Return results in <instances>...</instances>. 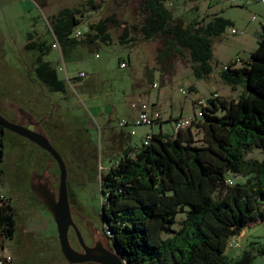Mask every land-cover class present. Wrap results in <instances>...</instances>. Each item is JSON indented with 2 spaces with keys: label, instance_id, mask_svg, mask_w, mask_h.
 Here are the masks:
<instances>
[{
  "label": "rangeland",
  "instance_id": "obj_1",
  "mask_svg": "<svg viewBox=\"0 0 264 264\" xmlns=\"http://www.w3.org/2000/svg\"><path fill=\"white\" fill-rule=\"evenodd\" d=\"M140 2L103 0L99 8L87 10L79 27L89 31L90 23L107 16L110 39L107 43L101 39L81 43L65 54L60 47L52 48L45 58L58 67L67 88L50 91L33 69L35 53L25 47L28 35L32 32L50 42L53 13L64 6H90L86 0H0V111L31 128L39 126L62 153L76 227L88 243L97 245L101 241L111 251L117 249L102 217V171L120 156L121 148L142 143L145 134L160 129V122L135 125L136 132L131 134L129 125H121L122 119L131 120L137 115L138 107L132 103L139 99L150 104L156 101L165 117L164 129L172 132L171 112L177 116L182 109L184 116L195 113L200 108L199 104L194 106L195 96H207L216 89L237 97L243 87L233 88L222 78L221 70L238 56L248 58L264 31V0H168L176 17L201 20L221 15L230 19L213 37L210 75L198 77L187 48L168 49L166 56L165 34L145 36V13ZM234 27L237 33L232 32ZM82 71L85 74L81 75ZM190 84L197 89L189 92ZM201 135L197 132L199 139ZM40 148L6 128L0 189L11 196L17 208L19 228L13 238L0 239V254L9 251L19 264H68L54 216L31 186L32 181L37 182L36 170L54 186L59 183L57 161ZM247 156L262 159L264 150L254 147ZM228 175L234 181L245 180L237 173ZM183 215L180 212L178 217ZM244 230L231 240L234 245L229 246L230 251L239 253L241 247H246L256 253L249 264H264V253L257 252L264 246V220H252ZM70 237L75 241L73 232Z\"/></svg>",
  "mask_w": 264,
  "mask_h": 264
},
{
  "label": "trees",
  "instance_id": "obj_2",
  "mask_svg": "<svg viewBox=\"0 0 264 264\" xmlns=\"http://www.w3.org/2000/svg\"><path fill=\"white\" fill-rule=\"evenodd\" d=\"M102 1L86 0L90 7L64 6L53 13L50 42L29 33L25 47L35 53L33 69L48 90L67 88L58 67L45 58L55 40L63 54L81 43L109 41L107 16L90 23L91 30L74 33L85 12L99 8ZM140 8L147 38L165 34L166 56L170 49L187 48L194 74L210 75L213 37L230 19L176 17L168 0H141ZM221 76L233 88L243 87L237 97L213 90L197 122L179 129L173 124L172 132L153 131L147 142L145 134L142 143L121 148L120 156L102 171L105 229L127 264H249L255 257L246 247L234 253L229 246L250 221L264 220V158L247 156L254 147L264 150V31L250 56L228 62ZM196 89L190 84L188 90ZM197 132L202 133L200 139ZM5 134L0 124V176ZM229 172L245 180L230 182ZM180 212L184 215L179 218ZM18 228L17 208L0 189V239L13 238ZM257 252L264 253V246Z\"/></svg>",
  "mask_w": 264,
  "mask_h": 264
},
{
  "label": "water",
  "instance_id": "obj_3",
  "mask_svg": "<svg viewBox=\"0 0 264 264\" xmlns=\"http://www.w3.org/2000/svg\"><path fill=\"white\" fill-rule=\"evenodd\" d=\"M0 124L5 128L13 130L18 134L36 142L40 146L48 150L58 161L60 174L58 194L44 186L42 189H37L38 194L44 199V202L51 210L57 224L58 238L60 248L64 256L70 262H83L87 260H96L103 264H127L122 253L120 252L117 244H115L117 251L104 249L101 244L89 246L86 244L81 232L76 227L72 217V210L69 199L68 189V169L62 153L52 143L50 138L35 128L28 125L12 120L0 112ZM104 205H102V214L104 215ZM73 225L77 231L78 238L82 243L85 251L77 250L70 241L69 228Z\"/></svg>",
  "mask_w": 264,
  "mask_h": 264
},
{
  "label": "built area",
  "instance_id": "obj_4",
  "mask_svg": "<svg viewBox=\"0 0 264 264\" xmlns=\"http://www.w3.org/2000/svg\"><path fill=\"white\" fill-rule=\"evenodd\" d=\"M232 32L237 33L238 29L237 28H232ZM76 35H80L82 33V28L81 27H77L75 29L74 32ZM53 46L54 47H60V44L57 40H55L53 42ZM121 65H125V62H121ZM81 75L85 74L84 71H82L80 73ZM157 82H154V85L157 86ZM181 90L183 92H186V90L184 88H181ZM217 93H214V95H216ZM206 103V96L203 97H199L197 100V104L200 105V108L198 111L195 110V113L188 115V116H180L179 118L175 119L174 121V127L175 129H179L181 127H185L188 125L193 124L194 122H197L198 120V116L201 115V106L202 104ZM196 104V105H197ZM132 106L134 107H138V113L137 115L129 120V119H122L120 121L121 125H129L131 127L130 131L131 133H135L136 129L134 128L135 125H141V124H151L154 121H158L163 119V113L162 111L158 108V107H153L151 108V104L143 99H139L138 101H134L132 103ZM151 136V133H147L145 135V141H148V138ZM230 182H232V179H229ZM230 245H234L232 244V242H230ZM0 264H15V259L12 253H10L9 251L6 250L5 253L0 254Z\"/></svg>",
  "mask_w": 264,
  "mask_h": 264
},
{
  "label": "flooded vegetation",
  "instance_id": "obj_5",
  "mask_svg": "<svg viewBox=\"0 0 264 264\" xmlns=\"http://www.w3.org/2000/svg\"><path fill=\"white\" fill-rule=\"evenodd\" d=\"M25 44H27V42L25 43ZM49 104H51V106H52V103H51V101L49 102ZM15 121H18V120H15ZM18 122H20V121H18ZM21 123H23V122H21ZM40 123H41V119H40ZM25 124V123H24ZM35 124V123H34ZM34 128L35 129H37V130H41V128L39 127V126H37L36 124L34 125ZM28 139V138H27ZM29 140V139H28ZM31 141V140H30ZM32 143H35L37 146H39V148H40V150H41V152H43V153H45V154H49L51 157H53L55 160H56V158L48 151V150H46L44 147H42V146H40L39 144H37L36 142H34V141H31ZM57 161V160H56ZM68 164V163H67ZM57 167H58V172H59V174H60V168H59V164H58V161H57ZM35 176L37 177V182H35V181H32L31 182V186H32V188H33V190L38 194V192H37V189H42V188H44V186H46L47 188H49L50 190H52L53 192H55L56 194H58V185H59V183H58V185L57 186H54L51 182H50V180L48 179V178H46L41 172H39V171H37L36 170V172H35ZM31 176H33L32 178H33V180H34V174L32 173V175ZM39 195V194H38ZM40 196V195H39ZM41 197V196H40ZM42 198V197H41ZM43 199V198H42ZM43 201H44V199H43ZM74 233L75 234V241H73L72 239H71V237H70V241H71V243H72V245L77 249V250H79V251H85V249H84V247H83V245H82V243L80 242V240H79V238H78V235H77V233H76V231H75V228H74V226L73 225H71L70 226V228H69V236L71 235V233ZM15 236V235H14ZM85 242H86V244L87 245H90V246H95V245H91L90 243H88L87 242V240H85ZM99 243L101 244V246L104 248V249H107L103 244H102V242L101 241H99ZM15 254V253H14ZM64 255V254H63ZM65 257V256H64ZM66 258V257H65ZM66 260H67V262H68V264H82V263H88V262H92V263H94V264H103L102 262H99V261H96V260H87V261H83V262H70L67 258H66ZM15 264H19V262H18V260H17V258H16V256H15Z\"/></svg>",
  "mask_w": 264,
  "mask_h": 264
},
{
  "label": "crops",
  "instance_id": "obj_6",
  "mask_svg": "<svg viewBox=\"0 0 264 264\" xmlns=\"http://www.w3.org/2000/svg\"><path fill=\"white\" fill-rule=\"evenodd\" d=\"M214 90H216V89H214ZM197 98H198L197 96L194 97V99H197ZM153 102H154V101H153ZM155 103H157V102L155 101ZM194 106H196L195 103H194ZM183 113H184V112H183V109H182L180 115H183ZM171 116H172V117H177V115L173 114L172 112H171ZM163 119H165V117H164ZM163 119H162V120H163ZM160 129L165 130V129H164L163 122H162L161 125H160ZM153 131H156V130H153ZM165 131H166V130H165ZM131 144H132V143H131ZM132 145H135V144H132ZM244 231H245V230H243V233H245ZM243 233H242V234H243ZM240 236H241V235L239 234L238 237H240Z\"/></svg>",
  "mask_w": 264,
  "mask_h": 264
}]
</instances>
